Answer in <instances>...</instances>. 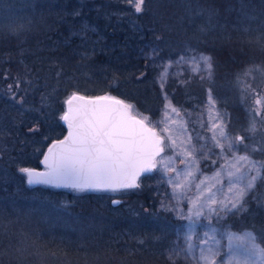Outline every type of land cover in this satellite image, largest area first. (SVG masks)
<instances>
[{"label":"trees","instance_id":"obj_1","mask_svg":"<svg viewBox=\"0 0 264 264\" xmlns=\"http://www.w3.org/2000/svg\"><path fill=\"white\" fill-rule=\"evenodd\" d=\"M144 1L141 13L128 0L38 1L33 24L22 22L24 29L16 31L9 25L0 27V114H20L28 108L26 120L19 115L15 134L9 137L23 138L9 140L4 147L0 136V163L9 165V172L0 177V196L11 193L4 199H16L13 213L10 205L0 208V223L4 224L0 264H38L34 262L41 256L38 252L44 258L50 253L73 258L85 255L94 261L98 257L100 264H171L164 253L171 234L167 222L163 225L153 212L157 196L146 181L148 174L141 176L142 186L113 206L105 193L77 195L64 188L29 185L25 174L18 171L19 166L41 167L49 142L65 135L60 119L66 100L75 92L122 96L156 117L164 96L154 62L145 59L153 47L164 58L175 57L184 43H198L200 49L212 53L216 70L211 85L218 94L248 64L264 65V48L248 40L242 27L232 28L227 38L214 39L190 25L187 10L191 3L211 11L214 23L227 21L224 24L229 27V20L238 24L247 12L264 14V0ZM168 87L175 88L176 98L186 102L202 90L197 82L187 92L174 81ZM13 92L16 99L24 96L22 104L13 99ZM230 109L238 121L243 115L240 107L232 104ZM29 151L37 156L23 161L13 158ZM246 206L227 221L239 230L253 229L264 245V208L255 198H249ZM34 226L60 239L57 235L45 241L37 233L29 235ZM176 264L183 263L177 260Z\"/></svg>","mask_w":264,"mask_h":264},{"label":"snow or ice","instance_id":"obj_2","mask_svg":"<svg viewBox=\"0 0 264 264\" xmlns=\"http://www.w3.org/2000/svg\"><path fill=\"white\" fill-rule=\"evenodd\" d=\"M132 2L135 4V12L141 13L144 0H130V3ZM157 56L158 50L153 47L146 53L145 59L154 61ZM179 59L196 66L192 70L193 75L203 70L208 74V79H211L213 64L210 56L190 49L187 57L181 56ZM172 63L169 60L160 65L163 69L159 74L161 88L168 79ZM201 65H203L202 69ZM11 87L9 85L10 89ZM12 95L13 99H16V93L13 92ZM207 96V113L210 123L208 130L212 132L210 139L213 147L221 149V153H231V159L224 157L225 165L222 166L228 177L227 191L220 190L222 199L217 198V192L213 191L214 186L204 188L203 180L194 186L196 195L187 196V192L192 187L189 178H195L191 168L193 164L198 163L196 154L200 149L192 144V138L189 137L183 148L184 159L181 160L185 170L181 172L171 166L174 158L162 155L166 147L171 150L177 147V141L168 127L167 111L163 118L157 121L158 124L164 125L161 132L167 134L160 135L156 128L148 126L147 117L137 119L131 115L132 105L108 96L87 98V103L75 110L70 107L69 112L62 117L69 122V135L49 147L43 160L45 170L22 168L20 171L25 174L29 185L46 184L68 187L77 192L117 193L139 188L141 175L151 174L159 165L158 170L164 174L175 173V178L168 180V183L172 185L174 203L171 206L162 204L161 207L175 212L178 219L189 221L187 232L177 236V241L183 239V245L174 243L173 247L167 251L171 264H176V261L181 258L191 264H264V246L258 242L254 232L245 231L242 235L225 233L229 237V246L228 252L225 253L226 260L221 261L217 260V257L221 256L220 240L215 235L217 229L212 227L210 231H205L202 239L198 238L195 232L194 224L201 217L210 224L213 216L219 222L221 212L242 210L247 193L254 189L257 181L264 179V163L252 160L247 154H237L236 149L244 146L245 138L242 136L230 138L225 130L226 126L223 123L214 122L221 120V116L215 110L216 101L211 89H208ZM73 99L84 100L85 98L73 95L67 101L70 106ZM16 102L22 104L24 96H20ZM257 103L260 101L257 100ZM169 106L166 105L165 108ZM171 111L179 114L174 107ZM257 115H259L258 112ZM201 127L204 125L202 124ZM182 130L186 131V126H182ZM251 130H255V122L252 123ZM165 139L169 141L167 145L164 143ZM196 139L199 142L202 137L197 136ZM222 140L226 143H221ZM182 176L184 181H181ZM184 199H187L189 205L186 213L182 208ZM113 203H119V201H113ZM233 240L238 241L236 247L242 250L239 254L232 246ZM197 249H199L198 254Z\"/></svg>","mask_w":264,"mask_h":264},{"label":"rangeland","instance_id":"obj_3","mask_svg":"<svg viewBox=\"0 0 264 264\" xmlns=\"http://www.w3.org/2000/svg\"><path fill=\"white\" fill-rule=\"evenodd\" d=\"M38 1H43L47 3V0H0V27L2 25L9 27H15L13 31L21 30L22 27L24 29V25H31L35 22V18H37L36 14V5ZM145 2V1H144ZM130 3V0H128ZM131 6L135 7L134 2L130 3ZM189 7L187 10L190 12V25H194L200 28L203 34H207L214 39H218L219 37L229 36L233 29H237L238 27H242L245 31V36L248 40L252 42L259 43L264 48V14L262 13H254L253 11L247 12L242 16L238 21L240 23H236L233 20H229V27H225L224 23H214L216 17H211V11L201 9L199 7H195L196 5H192L189 3ZM192 5V6H191ZM31 9V11H29ZM32 13V14H31ZM35 14V15H34ZM214 15V14H213ZM215 16V15H214ZM26 23L23 25L22 22ZM22 24V26H21ZM20 26V27H18ZM29 27V26H28ZM17 28V29H16ZM223 35V36H222ZM195 49L197 53H203L212 58L213 71L211 79H208V74L201 70L198 74L193 75V69L196 67L195 65H189L186 60L181 61L179 58L181 56L187 57L188 50ZM178 54L175 57H167L159 55L153 61L155 64V72L157 76V83L160 87L159 82V74L163 69L160 67L162 63H166L171 60L172 68L170 70V74L168 76L167 81L164 84V87L161 88L163 91L164 101L162 103V107L157 114L156 117H152L149 113H146L140 110L133 102L128 101L133 107L132 110L138 116L144 118H148V122L158 129L160 135H167L161 132V128L164 127L163 124H158L157 121L161 120L164 116V113L168 112V127L171 129V135L177 141V147L174 150L165 148V152L162 154L164 157H173L174 159L171 162V166L179 169L181 172L185 170V165L181 163V160L184 159L183 148L184 145L187 144L188 138H192V144H195L197 149L200 151L196 154L197 164H193L191 170L195 173V178H189L191 181L192 187L187 192L188 197H194L196 195L195 185L199 184L201 180L204 181V188L213 187V191L217 192V198L222 199L223 197L220 195V190L227 191L228 188V177L225 169L222 167L225 165V156L231 159V153H221V149L218 147H213V142L210 139L212 136V132L208 129L210 127L209 117L207 113V92L208 89H211L213 98L216 101L215 110L220 114L221 120L214 121L217 123H223L226 128V132L229 134V137L235 139L237 136L244 137V146H239L236 151L238 155L247 154L252 160L264 163V65L263 64H248L243 70L237 72L235 76L227 82L225 89L221 93H217L213 87L212 83L215 79V65L212 53L206 50H202L199 48L198 43H184L181 48L177 51ZM159 54V51H158ZM201 69L203 65L200 66ZM251 70V71H249ZM247 73V74H246ZM203 77V79H202ZM184 87V91H188V87L191 83L197 82L202 86V90L199 95L195 96L193 100L179 101L174 95L175 88L170 90L172 82ZM214 84V83H213ZM225 93V94H224ZM107 95V94H106ZM110 95V94H108ZM112 95V94H111ZM110 95V96H111ZM257 100L260 103H257ZM186 102V103H185ZM229 104V105H228ZM234 104L238 108L240 107L242 111V116L240 119L235 120L237 116L234 115L230 109V105ZM166 105H170L168 108H165ZM176 108L179 112L174 113L171 111L172 108ZM26 109L20 110V114H0V136H1V144L6 147L8 141H17L19 142L20 138L9 137L15 134L14 125L16 124L17 117H21V119L26 120ZM257 112L259 115H257ZM238 118V117H237ZM255 122V130H251L252 123ZM204 127H201V125ZM182 126H186V131L182 130ZM18 131V129H17ZM24 135V134H23ZM200 136L202 139L198 142L196 137ZM183 142V143H182ZM165 145L169 143L167 139L164 141ZM221 143H226V141H221ZM202 145H206V147H202ZM179 153V155H177ZM258 153L259 156H255L254 154ZM37 155L34 152H21L14 155L13 158H19L21 161L25 160V158H33ZM159 159V157L157 158ZM216 161V163H213ZM9 165H2L0 163V177L6 176L7 172H9ZM22 168H29V166H19L18 171ZM160 166H157V169L151 174L147 175L146 181L149 182L155 191V195L157 196V209H154V213L160 217V221L164 225L163 221L167 222V228L169 238L167 240L166 248L164 249V253L167 257V251L173 247L174 243H179L183 245V239L177 241L178 234H184L187 232L189 221L180 220L177 218L176 213L173 211H169L168 208H162L161 205H169L171 206L174 201L172 200V185L168 183L170 178H175L174 172H169L164 174L162 171L158 169ZM197 168L199 171L197 172ZM21 172V171H20ZM253 175L255 173H252ZM181 181H184V177H181ZM140 186L143 185V179H139ZM40 186H48L46 184H38ZM51 187V186H50ZM55 188V187H52ZM67 191H70L74 194H84L85 192H98L105 193L108 196V199H112L114 197L122 198L124 195L130 194L133 189L122 190L121 192L113 193L110 191H85V192H77L72 188H64ZM40 194H44L41 189H36ZM11 193H7L5 196H0V208L4 206L10 205L11 210L10 213L15 211V201L16 199H7L9 203H6L7 200L5 197H10ZM41 197V196H40ZM256 199L258 204H260L264 208V179H261L256 182L254 189L249 191L245 196L244 208L240 211L234 212H221V219L217 222L215 216H213L211 223L201 217L198 222L194 224L195 232L198 234V238H203V233L205 231H210L212 227L217 229L215 235L218 240H220L221 244V256L217 257L218 261L226 260L225 253L228 252L229 246V237L225 234L228 232L243 234L245 231L254 232L258 238V242L264 246L257 233L251 228L245 229H236L234 228L228 221L227 218L230 215L237 214L245 210L248 205V199ZM188 202L187 199L182 201L183 211L186 213L188 210ZM125 207L130 208L131 205L126 204ZM134 209V208H132ZM51 213V212H49ZM16 221V218H13ZM9 222V221H8ZM12 223V222H11ZM11 225V224H10ZM4 226V224L0 223V228ZM31 226V225H30ZM32 227V226H31ZM26 228V227H25ZM48 229V228H47ZM24 230V228H23ZM52 232V231H51ZM29 235L37 233V236L42 238L43 240L51 239H60L58 234L47 236L45 230L42 231L40 226H34L29 229ZM53 234V233H52ZM58 235V236H57ZM57 236V237H55ZM41 239V240H42ZM44 241H42L43 243ZM238 241L233 240L232 246L239 254L242 250L236 247ZM199 249L196 250L198 254ZM40 257L34 259L38 264H100L96 258L83 256V257H70L65 256V254L54 255L50 253V256L42 257L43 255L38 252ZM36 254V253H35ZM168 258V257H167ZM183 264H191V262L185 261L183 258L179 259Z\"/></svg>","mask_w":264,"mask_h":264},{"label":"water","instance_id":"obj_4","mask_svg":"<svg viewBox=\"0 0 264 264\" xmlns=\"http://www.w3.org/2000/svg\"><path fill=\"white\" fill-rule=\"evenodd\" d=\"M73 95H77V96H79V97H84L85 99L84 100H80V99H73L72 100V103H71V106L67 103V101L70 99V98H72L73 97ZM104 96H108V97H115L116 99H118V100H121V101H123L125 104H129V105H131L126 99H124V98H122V96L120 97V96H115V95H96V96H91V95H86V94H83V93H80V92H75V93H73L70 97H68V99L66 100V107H65V111H64V113H63V115L66 113V112H69V108L71 107V109L72 110H75L76 108H78V107H80V106H83V105H85L86 103H87V98H95V97H104ZM130 113H131V115H133V116H135L137 119H143L142 117H140V116H138L137 114H135L134 112H133V110H132V108L130 109ZM63 115H62V117H63ZM60 120H62V123H63V125L66 127V133H65V135L63 136V137H61L60 139L59 138H57V139H54V140H52V141H50L49 142V144H48V146H47V148L45 149V151H44V153H43V155H42V157H41V160H40V165H41V167H30L29 166V168H31V169H36L37 171H44L45 170V166H44V164H43V160H44V156L48 153V149H49V147H51L56 141H60V140H64L65 139V137H67L68 135H69V131H70V129H69V127H68V121H65V120H63V119H60ZM146 123L148 124V126L149 127H154V126H152L148 121H146ZM155 128V127H154ZM156 130H157V132H158V134H160L159 133V131H158V129L156 128ZM154 171V170H153ZM143 175H145V174H142L141 176H143ZM147 175V174H146ZM141 178V177H140ZM139 178V179H140ZM38 185V184H37ZM48 186H51V187H55V188H68V187H56V186H54V185H48ZM113 201H119V203H113ZM122 198H120V197H114V198H112L111 199V204L113 205V206H118V205H120L122 202Z\"/></svg>","mask_w":264,"mask_h":264}]
</instances>
